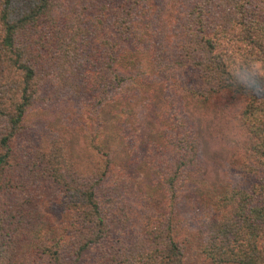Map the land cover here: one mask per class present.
<instances>
[{
    "label": "trees",
    "instance_id": "obj_1",
    "mask_svg": "<svg viewBox=\"0 0 264 264\" xmlns=\"http://www.w3.org/2000/svg\"><path fill=\"white\" fill-rule=\"evenodd\" d=\"M82 1L72 12L64 13L52 0H0V71L5 72V75L0 74V114L4 115L6 122L0 129V169L13 159L15 141L21 140L22 143V139H27L24 118L36 102L44 97L50 101V95L57 107L62 102L74 104L77 101L84 105L86 101L95 99L93 120L102 124L100 114L109 107L117 111L109 118L114 121L125 114L130 104L124 92L134 96L140 91L143 93L146 86L153 84V76L146 65H157L166 71L161 82L168 78L173 96L180 97L182 101L191 95L200 105L216 102V98L224 99L226 105L236 102L239 97L244 99L245 108L236 131L243 134L240 144L250 146L251 153L246 169L238 168L235 172L247 178L259 176L260 180L251 186L229 187L228 192L216 194L217 197L212 194L213 188L210 189L211 194L204 191L197 195L199 204L209 212V237L202 252L216 264H264V87L247 90L238 79L241 76L255 77L264 85V76L258 75L264 72V57L257 53L264 54V0H183L182 12L173 14L170 11L164 15L173 21L171 28L174 27V32L170 35L167 33L170 30H165L155 46L151 38L154 29L141 33L136 27L139 21L150 25L146 22L150 13L148 4L117 0L111 3L113 5L107 12L102 9L105 6L96 8L95 0ZM18 9L21 10L17 13ZM109 19L114 21L112 29L117 26L114 30L110 29ZM42 20L43 23L39 24ZM33 28L35 33H29ZM207 28L222 33L218 40L232 43L233 47H242V55L237 53L239 56L232 58L235 59L233 61L219 59L215 43L200 38L197 42L201 52L208 54L207 59L202 60V56L200 60H194L197 54L194 55L190 45L199 29ZM68 52H71L70 60L63 58ZM58 53L61 55L57 58ZM30 54H38V58L30 59ZM256 56H259V62ZM231 61L234 69L229 70ZM40 63L50 67L52 73L59 71L58 77L47 80L43 85L36 73ZM187 68L197 69L202 76L199 77L201 85L195 88V85L174 84V74ZM153 72L160 75L158 71ZM43 75L48 76L46 72ZM56 99L61 102L58 104ZM119 102H124V107ZM52 109L44 108L47 111ZM106 124L107 119L105 127ZM169 129L172 136L193 137L191 131L179 129L176 123ZM114 132L116 137L120 136L116 125ZM162 136L164 145H170L166 135ZM167 137L170 139L171 134ZM91 150L100 158L105 157L108 165L110 155L115 152L112 147L96 144L91 146ZM144 153L140 162L159 174L148 150ZM190 164L189 152H184L172 168L158 176L165 192L166 199L163 200L168 207L177 203L183 186L188 184L186 178L198 175V169H192ZM42 171L47 172L46 179L58 183L64 203L68 207H76V211L81 208L87 217L84 218L87 235L79 232L81 227L77 233L88 238L83 239L77 252H85L99 244L104 239L107 226L104 213L96 202V179L91 177L94 174L106 177L108 167L98 172L89 170L92 181L84 186L76 182L82 176L72 170L66 175H56L52 168L42 166ZM168 210L171 213L172 209ZM212 213L217 214V220L210 219ZM172 219L173 216L167 214L150 223L149 219L144 220L146 235L151 240L146 245L144 241L139 242L142 251L135 260L136 264H183L186 255L175 239ZM135 246L137 248V242ZM57 255L56 251L51 255L54 264H60Z\"/></svg>",
    "mask_w": 264,
    "mask_h": 264
},
{
    "label": "rangeland",
    "instance_id": "obj_2",
    "mask_svg": "<svg viewBox=\"0 0 264 264\" xmlns=\"http://www.w3.org/2000/svg\"><path fill=\"white\" fill-rule=\"evenodd\" d=\"M52 1L64 13L72 12L77 3L83 2ZM95 1L96 8L105 6L102 9L108 12L113 5L111 3L117 0ZM134 1L149 6L150 13L146 22H150V25L139 21L136 27L141 33L154 29L151 36L153 46L159 43L165 30H170L167 33L172 35L173 21L164 15L170 11L173 14L182 12L183 0ZM174 7L179 9L173 10ZM154 16L159 18L155 19ZM42 23L43 20L39 24ZM108 23L111 24V30L117 27L112 29L114 21L111 19ZM207 29H199L190 45L194 55L197 54L194 60H200L202 56V60L207 59L208 54L201 52L197 42L200 38L215 43L219 59L225 58L228 61L242 55V47H233L232 43L218 40V36H223L222 33ZM32 32L35 33L34 28L29 31ZM257 53L264 57V54ZM60 55L58 53L57 58ZM259 56H256L258 62ZM65 57L70 60L71 52L63 55ZM29 58H38V54H30ZM232 61L229 70L234 69ZM146 67L153 76V84L135 96L124 92L130 104L125 114L114 121L109 118L117 111L109 107L100 114L99 121L102 124L93 120L95 99L86 101L84 105L77 101L74 104L60 103L56 99L60 103L57 107L50 95V101L44 97L28 111L24 118L27 139H22V143L21 140L15 141L13 159L0 169V264H54V257L51 256L54 251L58 253L56 257L60 264H136L135 260L142 251L139 242L144 241L146 245L151 240L146 235L144 220L149 219L150 223L167 214L173 216L175 239L186 255L183 264H216L202 252L209 237V212L199 204L197 195L204 191L211 194L213 188L212 194L217 197L216 194L228 192L229 187L251 186L260 180L259 176L247 178L235 172L238 168L246 169L251 153L250 146L240 144L239 137L243 134L236 131L245 101L239 97L236 102L226 105L224 99L216 98V102L200 105L194 95L182 101L180 97L173 96L168 78L161 82V76L166 72L162 67L152 64ZM153 70L160 72V75ZM196 70L187 68L181 73H175L174 84L195 85V88L201 85V74ZM44 72L48 76L45 77ZM58 72L52 73L50 67L41 63L36 68L43 85L47 80L58 77ZM0 74L5 75V72L0 71ZM165 75L168 76L167 73ZM45 89L48 90L47 87ZM123 103L119 102L121 107H124ZM45 106L53 109L44 110ZM5 123L4 115L0 114V129ZM173 123L181 130L191 131L193 137L172 136L169 126ZM114 125L120 132L118 137ZM168 134H171L170 139ZM162 135H166L170 145H164ZM90 141L114 149L113 155L108 154L111 157L109 165L105 157L100 158L91 150L93 144L90 146ZM146 150L159 174L140 162ZM184 152H189L191 168L198 169V175L186 178L188 184L183 186V193L177 203L168 207V203L163 200L166 199L165 192L158 176L172 168ZM42 166L52 168L56 175H66L72 170L79 177H85L76 181L82 186L86 183L89 185L91 178L96 179V202L98 209L104 213L107 226L106 233L102 230L104 239L99 244L85 252H77L83 239L88 238H82L77 233L80 227L84 228V218L87 217H84L81 208L78 207L76 211V207H68L64 203V195L58 183L45 178L47 172L42 171ZM104 167L109 169L106 177L94 174L90 178L92 174L89 170L98 172ZM168 209H172L171 213ZM217 218V214H210L212 221ZM81 229L79 232L87 235L85 228L83 231Z\"/></svg>",
    "mask_w": 264,
    "mask_h": 264
},
{
    "label": "clouds",
    "instance_id": "obj_3",
    "mask_svg": "<svg viewBox=\"0 0 264 264\" xmlns=\"http://www.w3.org/2000/svg\"><path fill=\"white\" fill-rule=\"evenodd\" d=\"M258 75L264 76V72H261ZM238 79L243 83L244 87L247 90L254 91L261 87H264V85L260 83V80L255 77L249 78L248 76H241ZM239 139L242 141L244 139V136L239 137Z\"/></svg>",
    "mask_w": 264,
    "mask_h": 264
}]
</instances>
